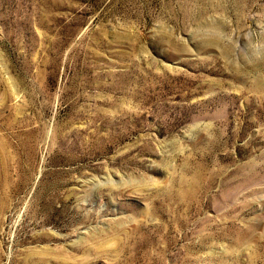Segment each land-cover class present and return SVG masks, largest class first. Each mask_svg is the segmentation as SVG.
Masks as SVG:
<instances>
[{
  "label": "rangeland",
  "instance_id": "obj_1",
  "mask_svg": "<svg viewBox=\"0 0 264 264\" xmlns=\"http://www.w3.org/2000/svg\"><path fill=\"white\" fill-rule=\"evenodd\" d=\"M0 264H264V0H0Z\"/></svg>",
  "mask_w": 264,
  "mask_h": 264
}]
</instances>
